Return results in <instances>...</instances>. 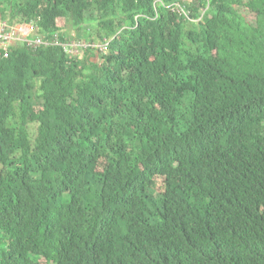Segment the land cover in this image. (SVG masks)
<instances>
[{
    "label": "trees",
    "instance_id": "16d2710c",
    "mask_svg": "<svg viewBox=\"0 0 264 264\" xmlns=\"http://www.w3.org/2000/svg\"><path fill=\"white\" fill-rule=\"evenodd\" d=\"M0 18V264H264V0Z\"/></svg>",
    "mask_w": 264,
    "mask_h": 264
},
{
    "label": "built area",
    "instance_id": "2783aa9c",
    "mask_svg": "<svg viewBox=\"0 0 264 264\" xmlns=\"http://www.w3.org/2000/svg\"><path fill=\"white\" fill-rule=\"evenodd\" d=\"M34 30L30 23L11 25L0 18V48L4 50L3 57H7L8 48L17 42H26L28 46L33 48H37L41 44H48L41 38L30 39L29 35L34 33Z\"/></svg>",
    "mask_w": 264,
    "mask_h": 264
},
{
    "label": "rangeland",
    "instance_id": "374dc122",
    "mask_svg": "<svg viewBox=\"0 0 264 264\" xmlns=\"http://www.w3.org/2000/svg\"><path fill=\"white\" fill-rule=\"evenodd\" d=\"M240 10L246 16V18L248 20H252L253 19V17H254L253 13L247 11L244 7H241ZM39 264H45V260L44 259H41L40 262H39Z\"/></svg>",
    "mask_w": 264,
    "mask_h": 264
}]
</instances>
